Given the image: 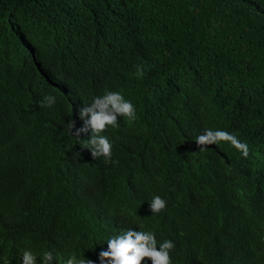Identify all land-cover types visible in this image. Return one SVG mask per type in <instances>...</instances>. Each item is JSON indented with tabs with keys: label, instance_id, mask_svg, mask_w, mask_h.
<instances>
[{
	"label": "trees",
	"instance_id": "1",
	"mask_svg": "<svg viewBox=\"0 0 264 264\" xmlns=\"http://www.w3.org/2000/svg\"><path fill=\"white\" fill-rule=\"evenodd\" d=\"M106 89L136 106L105 133L112 161L74 135ZM205 129L248 156L201 150ZM202 166L240 180L234 202H202ZM126 225L172 240V264H264V0H0V264L88 252Z\"/></svg>",
	"mask_w": 264,
	"mask_h": 264
},
{
	"label": "clouds",
	"instance_id": "2",
	"mask_svg": "<svg viewBox=\"0 0 264 264\" xmlns=\"http://www.w3.org/2000/svg\"><path fill=\"white\" fill-rule=\"evenodd\" d=\"M114 90L106 89L94 96L91 103L78 107L83 127L77 129L74 135L79 137L81 134L90 133L87 139L82 140L85 142L81 145L90 151L94 160L102 157L105 161H112L114 141L105 134L107 129H119L121 117L130 120L136 118V106L121 92ZM55 103L56 97L47 95L41 101V107L51 108ZM220 141L228 142L241 152L243 157L248 156L247 144L229 132L205 129L196 138L197 145L202 146L201 150ZM198 174V183H202L204 188L202 198L204 203L226 205L234 202V198L240 194V180L226 169L202 166ZM224 178H232V181L226 182ZM166 207L167 201L159 195L153 196L148 205L152 214H158ZM174 248L175 243L172 240L158 237L151 229L139 225H126L108 236L100 246L96 248L92 246L88 252L81 249L78 252L66 251L67 256L58 259L57 253L53 250H46L38 257L37 252L25 248L20 251L17 264H172Z\"/></svg>",
	"mask_w": 264,
	"mask_h": 264
}]
</instances>
